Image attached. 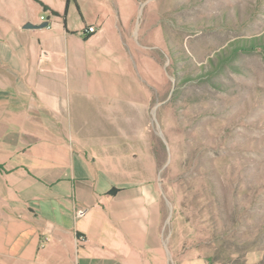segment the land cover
Wrapping results in <instances>:
<instances>
[{
    "label": "crops",
    "instance_id": "0c3cea01",
    "mask_svg": "<svg viewBox=\"0 0 264 264\" xmlns=\"http://www.w3.org/2000/svg\"><path fill=\"white\" fill-rule=\"evenodd\" d=\"M84 3L0 0V264H205L164 239L138 135L100 129L129 130L138 70L114 4Z\"/></svg>",
    "mask_w": 264,
    "mask_h": 264
},
{
    "label": "rangeland",
    "instance_id": "374dc122",
    "mask_svg": "<svg viewBox=\"0 0 264 264\" xmlns=\"http://www.w3.org/2000/svg\"><path fill=\"white\" fill-rule=\"evenodd\" d=\"M109 1L138 89L129 130L123 114L98 124L138 135L164 239L205 264H264V0Z\"/></svg>",
    "mask_w": 264,
    "mask_h": 264
},
{
    "label": "built area",
    "instance_id": "2783aa9c",
    "mask_svg": "<svg viewBox=\"0 0 264 264\" xmlns=\"http://www.w3.org/2000/svg\"><path fill=\"white\" fill-rule=\"evenodd\" d=\"M40 21H41V23L47 22L43 16L40 17ZM49 27H50V24L48 23L46 28H49ZM86 32L88 34H95L96 33V26H94V25L88 26L87 29H86Z\"/></svg>",
    "mask_w": 264,
    "mask_h": 264
},
{
    "label": "water",
    "instance_id": "95a60500",
    "mask_svg": "<svg viewBox=\"0 0 264 264\" xmlns=\"http://www.w3.org/2000/svg\"><path fill=\"white\" fill-rule=\"evenodd\" d=\"M48 25L47 22H43L42 24H39V25H31L29 23L25 24L24 25V29L26 30H29V29H43V28H46Z\"/></svg>",
    "mask_w": 264,
    "mask_h": 264
}]
</instances>
